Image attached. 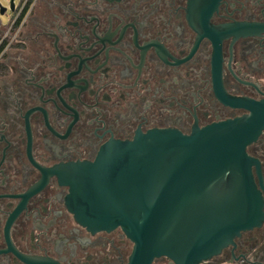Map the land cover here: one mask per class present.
Instances as JSON below:
<instances>
[{"label": "flooded vegetation", "instance_id": "obj_1", "mask_svg": "<svg viewBox=\"0 0 264 264\" xmlns=\"http://www.w3.org/2000/svg\"><path fill=\"white\" fill-rule=\"evenodd\" d=\"M239 99L264 100V0H37L0 24V264H126L132 241L82 225L63 174L249 115ZM247 152L264 197V128ZM205 264H264V221Z\"/></svg>", "mask_w": 264, "mask_h": 264}, {"label": "water", "instance_id": "obj_2", "mask_svg": "<svg viewBox=\"0 0 264 264\" xmlns=\"http://www.w3.org/2000/svg\"><path fill=\"white\" fill-rule=\"evenodd\" d=\"M239 102L249 115L190 134L153 128L133 140H112L95 161L72 165L62 180L76 219L92 231L120 227L133 243L126 264L160 257L205 264L242 231L260 226L264 197L247 145L264 128V100Z\"/></svg>", "mask_w": 264, "mask_h": 264}, {"label": "built area", "instance_id": "obj_3", "mask_svg": "<svg viewBox=\"0 0 264 264\" xmlns=\"http://www.w3.org/2000/svg\"><path fill=\"white\" fill-rule=\"evenodd\" d=\"M37 0H19V3L16 4V0L14 2V16L12 17L9 24H7L8 28H10L20 17L26 18V16L30 13L32 7L36 3ZM11 3V0H10Z\"/></svg>", "mask_w": 264, "mask_h": 264}, {"label": "rangeland", "instance_id": "obj_4", "mask_svg": "<svg viewBox=\"0 0 264 264\" xmlns=\"http://www.w3.org/2000/svg\"><path fill=\"white\" fill-rule=\"evenodd\" d=\"M19 3V0H16V4ZM6 7V11L4 13L0 12V24L1 26H5L10 23L12 17L14 16V11L10 7V0H0V7Z\"/></svg>", "mask_w": 264, "mask_h": 264}]
</instances>
